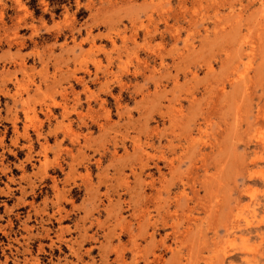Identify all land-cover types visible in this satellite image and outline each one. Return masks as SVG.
Returning <instances> with one entry per match:
<instances>
[{"label":"rangeland","instance_id":"374dc122","mask_svg":"<svg viewBox=\"0 0 264 264\" xmlns=\"http://www.w3.org/2000/svg\"><path fill=\"white\" fill-rule=\"evenodd\" d=\"M0 231V264H264V0H0Z\"/></svg>","mask_w":264,"mask_h":264},{"label":"bare ground","instance_id":"6f19581e","mask_svg":"<svg viewBox=\"0 0 264 264\" xmlns=\"http://www.w3.org/2000/svg\"><path fill=\"white\" fill-rule=\"evenodd\" d=\"M8 191V190H7ZM7 195V194H6ZM8 196V195H7ZM9 225V224H8ZM1 232V231H0ZM3 234V233H2ZM1 234V235H2ZM4 235H2V237H3ZM3 238H5V237H3ZM4 263L3 264H8L9 263V261H8V258L7 257H5L4 258V261H3Z\"/></svg>","mask_w":264,"mask_h":264}]
</instances>
